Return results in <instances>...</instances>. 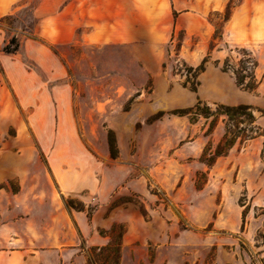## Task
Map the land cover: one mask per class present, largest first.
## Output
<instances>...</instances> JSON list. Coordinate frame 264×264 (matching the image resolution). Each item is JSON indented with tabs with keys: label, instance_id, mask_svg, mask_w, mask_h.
I'll return each instance as SVG.
<instances>
[{
	"label": "rangeland",
	"instance_id": "rangeland-1",
	"mask_svg": "<svg viewBox=\"0 0 264 264\" xmlns=\"http://www.w3.org/2000/svg\"><path fill=\"white\" fill-rule=\"evenodd\" d=\"M233 2L227 25L226 7L164 44L54 45L71 0L3 12L0 264H113L114 230L118 264H264V0ZM245 53L252 92L223 70ZM197 105H249L259 134L207 166L225 124L178 114Z\"/></svg>",
	"mask_w": 264,
	"mask_h": 264
},
{
	"label": "crops",
	"instance_id": "crops-1",
	"mask_svg": "<svg viewBox=\"0 0 264 264\" xmlns=\"http://www.w3.org/2000/svg\"><path fill=\"white\" fill-rule=\"evenodd\" d=\"M15 1L0 0V18L5 17L3 12ZM230 1L71 0L69 37L65 40L49 37L54 45L164 44L178 30L200 35L213 26L208 16L222 12ZM242 7L237 5L233 9L226 25ZM74 218L83 220L82 216Z\"/></svg>",
	"mask_w": 264,
	"mask_h": 264
},
{
	"label": "trees",
	"instance_id": "trees-1",
	"mask_svg": "<svg viewBox=\"0 0 264 264\" xmlns=\"http://www.w3.org/2000/svg\"><path fill=\"white\" fill-rule=\"evenodd\" d=\"M237 5L231 0L227 6L230 14L225 17L224 22L227 23L232 15L233 9ZM211 22V21H210ZM215 36L222 38L223 35L216 29ZM12 45V47H11ZM20 45L16 37H13L8 44L3 48V52L6 54H13L19 51ZM52 51L58 55L56 48H52ZM238 64L232 65L230 60L227 59L223 66L225 72H232L236 84L246 91H255L258 86L255 71L258 67V62L250 54H244ZM180 116H187L191 123L197 122L199 118L206 120L212 119L210 129L207 134H211L214 130V126L219 118H223L224 122V135L216 148L210 152H206L203 156V163L207 166H212L217 159L228 156L229 152L238 144L244 145L246 142L254 139L259 134L260 128L257 125V117L254 114L253 109L249 105H237V106H220L212 111L207 106L202 107L197 105L188 111L178 112ZM68 209L72 208L70 202L66 203ZM92 215L89 214L88 218L91 219ZM112 242L103 249L109 253V260L113 264H118L120 255L122 232L116 233Z\"/></svg>",
	"mask_w": 264,
	"mask_h": 264
}]
</instances>
